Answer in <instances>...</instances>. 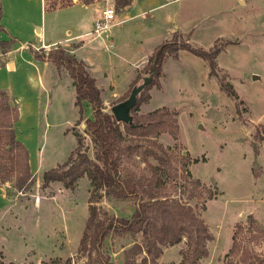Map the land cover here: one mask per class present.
<instances>
[{
	"label": "rangeland",
	"instance_id": "374dc122",
	"mask_svg": "<svg viewBox=\"0 0 264 264\" xmlns=\"http://www.w3.org/2000/svg\"><path fill=\"white\" fill-rule=\"evenodd\" d=\"M164 1L162 6L147 12L148 20L153 16L158 31L163 32L171 16L174 29L182 32L176 43L187 39L203 48L213 43L222 46L216 56L217 71L233 83L239 98L220 89L217 79L208 74V64L201 56L184 48L176 56H166L160 86L153 85L152 97L143 102L146 109L162 105L176 109L178 135L173 137L164 132L157 137L166 148L161 163L152 155L143 159L135 151L123 156L122 172L125 176H143L152 189L181 197L201 213L213 238L207 242L208 254L198 264H225L224 255L231 246L235 223L245 222L247 214L252 213L258 229L245 230L241 244L242 256L249 255L234 258L233 264H264V141L253 136L255 127L264 123V0ZM95 10L91 5L45 9L42 0H0V58L5 57L2 53L6 47L10 50L7 56L15 62V67L9 68L0 59V88L19 101L17 137L31 151L29 158L36 169L31 171L32 178L23 188H17L13 178L0 182L10 205L0 212L3 247L2 250L0 245V255L5 261L9 259L4 253L17 259L15 264H41L43 260L53 264H101L94 253L77 251L88 216L91 185L87 176L80 177L74 189L64 187L60 181L43 186L41 176L44 170L64 161L74 148L73 129L81 133L87 152L93 155L83 120L92 115V108L86 102L81 106L74 103L72 81L67 74L55 91L48 88L51 80L46 76V67L32 52L33 48H39L36 44L41 38L38 40L36 31L42 25L43 42L50 37L58 39L65 35L66 27L71 33L79 31L74 20L86 23L95 15ZM135 12L131 8L127 13ZM139 20L140 16L132 17L111 28L115 53L107 52L100 45L98 60L113 63L115 71L121 66H130L133 51L119 48L118 42L124 39L121 34ZM172 39L169 35L164 40ZM38 74L46 76L43 83L46 90L39 85ZM147 74L143 66L133 78L134 84ZM253 74L258 77L252 78ZM119 100H111L106 108L110 109ZM143 102L138 113L147 112L141 111ZM139 142L142 148L151 145L148 140ZM188 156L198 161H188ZM191 162H194L193 172L189 168ZM186 168L218 191L206 201L205 209H201L199 197H187L192 184ZM101 193L97 201L101 211L120 216L132 213L135 198H115L103 190ZM184 241L183 238L178 243L162 246L156 264H178ZM140 242L141 232H111L104 239V250L116 264H142L143 250L128 251ZM68 257L71 260L65 262Z\"/></svg>",
	"mask_w": 264,
	"mask_h": 264
},
{
	"label": "trees",
	"instance_id": "16d2710c",
	"mask_svg": "<svg viewBox=\"0 0 264 264\" xmlns=\"http://www.w3.org/2000/svg\"><path fill=\"white\" fill-rule=\"evenodd\" d=\"M90 3L96 0H81ZM133 0H115L116 9H124ZM74 0H44L45 9H54L72 4ZM1 26V24H0ZM182 32L175 28L172 40H162L149 56L144 68L152 71L155 62V73L151 80L140 90L137 101L131 109L132 122H122L116 119L110 109H106L95 77L87 69L84 60L77 58L69 48L56 45L47 50L42 47L32 49L36 58L50 60L58 69L65 68L69 73L75 89V104L81 106L85 101L92 108V115L84 118V133L93 145V155L87 152L81 133L72 130L76 144L67 158L42 172V185L47 186L51 181H60L66 188L74 189L80 177L86 175L91 188L87 198L88 216L80 236L77 251L92 255L101 264H116L110 254L104 250V239L111 232H141V242L135 243L134 248L144 251L142 264H156L164 245L180 242L185 244L180 248L178 264H198L200 259L208 254L207 242L213 238L208 223L199 211L181 197L160 194L152 189L141 175L125 176L122 172V158L135 151L141 153L143 159L152 155L161 163L166 152L165 146L157 140L164 132L176 137L179 132L177 110L166 105L155 107L145 113H138L139 105L150 97V88L160 86V76L163 73L162 64L166 56H176L181 48L201 56L208 64V74L215 77L220 89L235 99L239 98L233 83L225 75L218 74L216 56L223 48L213 43L209 48L195 46L187 39L176 43V38ZM8 49L3 47V52ZM138 77V75H137ZM135 80L131 81V87ZM131 89V88H130ZM127 89L120 100L125 98ZM81 109V108H80ZM20 115V105L16 97L7 90L0 88V182L14 179L17 188H23L31 180L29 166V151L17 137L16 125ZM75 123H78L75 122ZM254 138L264 141V123H259L253 133ZM148 140L150 146L142 148L139 140ZM188 161H198L190 158ZM191 188L187 197L200 198L201 209L206 208V201L215 197L218 191L204 183L199 177L191 174ZM101 190L115 198H135L137 201L132 213L120 216L115 213L101 211L97 204ZM257 220L252 213L247 214L246 221H238L231 235V246L225 253V264H233L234 258L242 259V237L245 230L256 231ZM71 257L65 259L70 261ZM0 264H15L13 260L5 261L0 255ZM41 264H53L43 260Z\"/></svg>",
	"mask_w": 264,
	"mask_h": 264
},
{
	"label": "crops",
	"instance_id": "0c3cea01",
	"mask_svg": "<svg viewBox=\"0 0 264 264\" xmlns=\"http://www.w3.org/2000/svg\"><path fill=\"white\" fill-rule=\"evenodd\" d=\"M42 2L44 4V0H42ZM101 2L102 0H96L90 3H83L82 1L74 0L72 4L66 5V6L91 5V6L96 7L95 15H92V17L90 18L88 22L85 23V21L83 20L80 22L79 21L80 19L74 20V25L78 26L76 28L79 31H76L75 33H71V29L69 27H66L65 35H63L62 37H58V39H54L50 37L48 41L43 42L44 26L42 25V27L36 31V37L38 38V40H40L41 38V41H40L41 43L39 47H42L44 50H47L56 45H63L69 48V50L77 58L84 60L87 65V69L95 77L96 84L98 85L100 92H101L103 103L105 107H107L109 104L108 102H110L113 99L118 100V98H120L123 95V93L129 88V85L131 81L133 80V78L135 77L136 73L143 68L149 56L152 54L154 47L158 43H160L162 40L167 38L169 35H171L172 31L174 30V27L170 21L171 19V16H170V19L168 20L169 26L166 29H164L163 32H159L158 27L155 26V23H156L155 18L151 16L152 18L148 20L146 16L149 10L162 6L165 2L164 0L163 1L133 0L132 3L129 4L127 7H125L124 9H118V11L116 10L115 21L100 35H95L94 33L91 32L92 22L99 15L100 8H101ZM144 3L146 5H143ZM66 6H60V7H66ZM131 8H135L137 12L133 14H128L127 13L128 9H131ZM137 16H140V20L132 28L124 31L121 34L124 36V39L118 42L119 48L121 47L126 51H133V54H132L133 59L130 63V66L124 65V66H121L119 70L115 71L114 70L115 66L113 63H108V62L105 63V62H101L100 60H98L97 53L100 50L99 46L101 45V47L104 48L109 53H115L116 45L113 39L114 38L113 33L110 29L115 27L116 25H119L122 21L128 20L132 17H137ZM83 24L84 25L86 24V26H83ZM84 48L86 49L84 50ZM93 50H96L97 52ZM9 53H10V50L2 53V55L3 56L5 55V57H3L2 59L0 58V59L3 60L2 63H5L7 67L14 68L15 62L13 59H11L10 56H7V54ZM38 60L42 62V65H45L46 67L45 71L48 73L46 74V76L49 77L51 80L50 83H48L49 84L48 88H51L55 91L56 87H58V85L60 84V81L62 80V78L66 74L69 75V73L63 67L58 69L50 60H47V59H42V60L38 59ZM45 77L42 76V74H38L39 85H41V88L46 90L47 88L45 87V85H43ZM67 77H68V80L71 82L72 79L70 75ZM117 84L120 85V88L117 87ZM70 86H71V92L74 96V103H75V89H74L73 84H70ZM152 88L153 87L150 88V97L145 102H148L150 98L152 97V93H153ZM145 102H143V105L141 106V111H149L153 109V108L151 109L144 108ZM19 118H20V115H19ZM16 133H17V130H16ZM164 138L165 140H167L166 142L171 143V140H169L167 137H164ZM30 154H31V151H30ZM191 156H194V155L191 154ZM193 163L194 162H191L189 165V168L191 171H192ZM29 164H30L31 171L35 172L36 169H33L32 167L33 165H32L31 158H29ZM9 206L10 205L6 197L4 187L0 185V212L3 210H6V207L8 208ZM0 245L2 247L1 237H0ZM2 250H3V247H2ZM4 254H5V258L9 260H13V261L17 260L14 257H8L6 253Z\"/></svg>",
	"mask_w": 264,
	"mask_h": 264
},
{
	"label": "water",
	"instance_id": "95a60500",
	"mask_svg": "<svg viewBox=\"0 0 264 264\" xmlns=\"http://www.w3.org/2000/svg\"><path fill=\"white\" fill-rule=\"evenodd\" d=\"M36 45L39 46L40 42H38ZM154 73H155V62L152 65V71L147 75L143 76L141 82L133 85L130 89L129 94L125 98L111 105L110 110L114 114L117 120L122 122H132L133 116L131 113V109L137 101V97L140 90L151 80ZM257 77H258L257 74L252 75V78H257Z\"/></svg>",
	"mask_w": 264,
	"mask_h": 264
},
{
	"label": "built area",
	"instance_id": "2783aa9c",
	"mask_svg": "<svg viewBox=\"0 0 264 264\" xmlns=\"http://www.w3.org/2000/svg\"><path fill=\"white\" fill-rule=\"evenodd\" d=\"M115 0H102L99 15L92 22L91 32L95 35H100L114 21L116 15Z\"/></svg>",
	"mask_w": 264,
	"mask_h": 264
}]
</instances>
